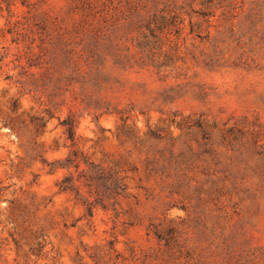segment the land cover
Wrapping results in <instances>:
<instances>
[{
	"label": "rangeland",
	"instance_id": "1",
	"mask_svg": "<svg viewBox=\"0 0 264 264\" xmlns=\"http://www.w3.org/2000/svg\"><path fill=\"white\" fill-rule=\"evenodd\" d=\"M0 264H264V0H0Z\"/></svg>",
	"mask_w": 264,
	"mask_h": 264
},
{
	"label": "trees",
	"instance_id": "2",
	"mask_svg": "<svg viewBox=\"0 0 264 264\" xmlns=\"http://www.w3.org/2000/svg\"><path fill=\"white\" fill-rule=\"evenodd\" d=\"M10 11V7L14 5L15 1H18L20 5L27 9L28 13L36 12L40 4L44 3L45 0H3ZM64 190H70L69 187H64Z\"/></svg>",
	"mask_w": 264,
	"mask_h": 264
}]
</instances>
